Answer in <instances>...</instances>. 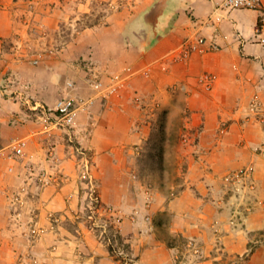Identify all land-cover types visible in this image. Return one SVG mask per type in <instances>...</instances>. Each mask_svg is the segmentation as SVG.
<instances>
[{
  "label": "rangeland",
  "instance_id": "1",
  "mask_svg": "<svg viewBox=\"0 0 264 264\" xmlns=\"http://www.w3.org/2000/svg\"><path fill=\"white\" fill-rule=\"evenodd\" d=\"M40 1L0 0V94L24 102L27 118L42 121L51 130L71 134L68 142L73 145L74 157L79 162L82 206L76 213L59 212L52 216V234L31 229L22 232L27 239L40 238L43 234L48 240L55 236L67 239L71 245L58 248L31 245L21 250L51 256L52 264H137L138 254L148 239L154 238L176 264H264V98L255 95L238 104L239 115L219 121L217 134L205 137L196 133L195 128L185 131L184 125L192 117L182 94L176 93L166 108L157 103L145 105L143 99L136 101L147 108L146 127L143 137L134 140L126 152L124 169L134 175L135 221L134 231L123 234L119 220L126 214L102 202L95 162L72 133L74 126L54 125L50 122L53 118H47L40 107L52 104H36L35 100L41 81L50 78V74L56 75L53 84H64L68 77L85 80L81 69L87 70L86 63L94 66L106 59H111L113 65L129 62L134 54V42L139 40L126 38L122 32L134 13L145 9L146 0H89L85 5L74 0L71 6L64 5L63 11L69 16L57 24L44 19L49 12ZM61 48L67 52L64 57L56 58L53 54ZM37 57L39 60L34 63ZM7 61H11L10 66ZM66 62L71 63L69 68ZM48 87L47 93L55 96L56 90ZM230 125L240 129L241 151L195 149L198 144L208 147L224 137L233 139L234 136L224 135ZM29 152L35 153L34 148ZM7 155L11 154L0 153V177L3 179L10 173L6 186L19 194L23 191L22 184L12 174V168L4 165ZM17 155L13 157L23 160L25 153L22 150ZM234 155L241 160L237 167L229 162ZM196 161L202 164L197 169L205 180L202 190L209 188L202 203L203 230H177L174 213L165 206L186 184ZM27 175L38 176L32 167ZM10 234L24 243L18 233ZM5 249L1 253L6 254ZM63 257L70 261H62Z\"/></svg>",
  "mask_w": 264,
  "mask_h": 264
},
{
  "label": "crops",
  "instance_id": "2",
  "mask_svg": "<svg viewBox=\"0 0 264 264\" xmlns=\"http://www.w3.org/2000/svg\"><path fill=\"white\" fill-rule=\"evenodd\" d=\"M78 1L85 5L89 0ZM65 4L71 6L74 0H41L40 5L46 6L49 12L44 19L49 18L52 24H57L68 17L69 13L63 11ZM144 7L134 13V18L127 21L122 32L126 38L139 40L134 42V54L129 62L113 65L111 59H106L99 65L86 63L87 70L81 69L85 80L68 77L64 84H53L56 75L50 74V78L41 81L35 100L36 104L53 105L62 96L74 95L88 101L78 110L71 131L92 154L102 202L126 214L119 220L123 234L134 231V175L124 169V163L134 140H139L145 133L147 108L141 107L142 103H157L166 108L176 93L182 94L192 117L185 123V131L195 128L196 133L205 137L217 134L219 121L239 115L238 104L246 103L255 95L264 98V44L258 43L255 37L259 12L226 8L221 0H146ZM198 36L214 42L215 49L192 52L187 58L172 56L184 41ZM63 49L53 55L64 57L67 50ZM3 54L10 52L3 51ZM65 64L67 68L71 65ZM10 65L11 61H7V66ZM126 67L131 68L132 74L117 94L102 97L90 87L89 79L106 81L108 75ZM205 72L214 77L209 90L201 83ZM67 81H73L74 86L67 87ZM49 85L51 90H56L55 96L47 93ZM141 99L144 102H136ZM23 105L24 102L16 98L0 94V153L11 154L4 159V165L12 168V174L23 189L19 194L13 193L11 187L6 186V178L11 174L6 176L4 173L5 177H0V264H52L51 256L30 254L21 248L31 245L58 248L71 245L70 241L60 240L57 236L48 240L43 234L40 238L27 239L22 232L31 229L52 234V216L81 210L79 162L74 157L73 145L68 142L71 134L51 130L42 121L27 118ZM224 132L234 138L224 137L208 147L198 144L195 149L208 151L211 147L212 150L241 151L240 129L230 125ZM18 140L25 142L23 160L14 158L19 155L11 153L9 148L10 143ZM31 148L35 153H28ZM229 162L232 167L241 165L237 155ZM31 167L38 176L30 178L27 175ZM200 167L201 162L196 161L186 184L165 206L174 213L177 230H203L202 203L209 188L202 190L205 180L197 171ZM18 201L24 204L19 205ZM12 219L16 222L12 223ZM29 219L33 221L29 222ZM12 231L18 233V237L22 236L24 243L16 236L12 237ZM4 249L6 254L1 253ZM137 257V264H176L166 248L154 238L148 239ZM61 260L70 261L65 257Z\"/></svg>",
  "mask_w": 264,
  "mask_h": 264
},
{
  "label": "built area",
  "instance_id": "3",
  "mask_svg": "<svg viewBox=\"0 0 264 264\" xmlns=\"http://www.w3.org/2000/svg\"><path fill=\"white\" fill-rule=\"evenodd\" d=\"M222 5L230 9H252L259 12L255 26L256 41L264 44V0H221ZM214 42H207L203 36H198L192 40L184 41L177 50L172 52V56L187 58L192 52H205L215 49ZM41 57V54L38 55ZM34 58L33 62L37 63L39 58ZM132 74L130 67H126L123 71L114 72L107 76V80L103 81L99 78H92L89 85L97 94L102 97H110L117 94L126 84V81ZM214 77L211 73H203L201 83L207 90L211 89ZM67 87L74 86L73 81L66 82ZM88 101L77 98L74 95H66L58 98L52 106L40 105L46 117H52L54 125H61L71 128L75 124L77 112L83 108ZM90 103V102H89ZM25 142L18 140L9 144L11 153H22Z\"/></svg>",
  "mask_w": 264,
  "mask_h": 264
},
{
  "label": "trees",
  "instance_id": "4",
  "mask_svg": "<svg viewBox=\"0 0 264 264\" xmlns=\"http://www.w3.org/2000/svg\"><path fill=\"white\" fill-rule=\"evenodd\" d=\"M169 245H170V246H172L171 244H169ZM108 249H109V250H112L110 246H109V248H108Z\"/></svg>",
  "mask_w": 264,
  "mask_h": 264
}]
</instances>
